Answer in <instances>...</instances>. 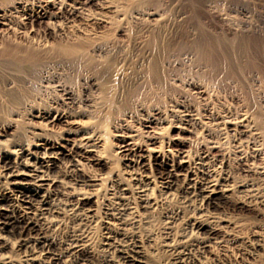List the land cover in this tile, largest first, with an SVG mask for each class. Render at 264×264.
I'll return each mask as SVG.
<instances>
[{
  "label": "bare ground",
  "instance_id": "bare-ground-1",
  "mask_svg": "<svg viewBox=\"0 0 264 264\" xmlns=\"http://www.w3.org/2000/svg\"><path fill=\"white\" fill-rule=\"evenodd\" d=\"M147 3L0 0V264H91L97 254L100 264L161 263L151 226L176 190L201 213L189 233L165 232V264H264V230L208 213L256 206L264 106L250 86L264 76V34L207 33L191 3L184 21L193 31L139 36L124 68L129 53L114 33L154 16ZM190 57L213 70L224 61L233 77L259 67L239 76L236 101L223 105L205 80L173 74ZM64 227L63 240L52 237Z\"/></svg>",
  "mask_w": 264,
  "mask_h": 264
},
{
  "label": "rangeland",
  "instance_id": "rangeland-1",
  "mask_svg": "<svg viewBox=\"0 0 264 264\" xmlns=\"http://www.w3.org/2000/svg\"><path fill=\"white\" fill-rule=\"evenodd\" d=\"M146 1L149 2L147 3L148 4L147 10L151 12L156 11L155 15L151 17L144 16L142 17V19L136 22H134V20H131L132 18L128 19L125 26L124 25H123L124 27L121 26L120 27L121 29L119 28L120 30L118 29V31L114 33L116 39L119 40V43L122 42V45L125 47V50L129 53V56L127 58L128 62L124 65V68H128L129 64H131L136 59V56L138 54V49H137L138 40L141 39L142 37L143 38L146 37L147 34L154 32L157 36L163 37V36H167L171 34H176L178 32H182L184 31L183 29L189 30L190 28V30L193 31L192 30L193 27L190 24H185V21L187 20L184 21V19L187 16V13L189 12V5H191V3L195 4L196 6L198 5V7L200 8L199 9V12H200L199 23L200 25L202 24L201 25L202 30H206L207 33L212 32L211 33L212 35H220V34H224L227 32L228 33L232 31L234 32V30L235 32L238 31L237 33H242L244 31L247 32L248 30L251 32L264 34V0H146ZM132 16H134V14ZM139 21H141V23H139ZM182 24L183 26H181ZM228 27H230L229 28L230 30L226 29ZM231 28H234V29H231ZM47 40L53 43L59 41L58 39H53L52 36L51 37L48 36ZM190 58H188L185 61L176 63L173 66L174 68V70L172 71L173 74L177 75L178 79L182 77L183 79L181 78L180 80H184L186 82L190 80H194V81H202L200 79L205 80L204 82L209 83L211 86H213V88H215V89L212 88L213 89L212 92L214 93L211 92L213 94L212 97L214 98L215 103L220 102V103H223V105L224 104L227 105L229 103H232V101L234 102L236 101V99L234 98V95H235V92H238L237 91L238 87H240L241 85L240 81H242V79L239 76L242 74L246 75V70L247 72H249V70L256 71L259 67L256 63H253V65L251 63L250 69L246 67L247 69L244 68L245 70L239 69L240 71L239 70L237 71V69L235 68L236 75L234 74L233 75L236 77H233V76H230L226 72L228 68L226 69V64H224V61L223 62L220 61V63L218 62L219 70H217V68L213 70L214 68L212 69L211 67H209V64H205L206 62L200 61L202 62L200 63L197 60L199 62V63L197 62L198 63V66H197V63L195 61L191 62L192 57ZM239 63L240 62H237L236 65H238ZM241 65L239 64V66ZM239 66H236V67H239ZM239 68H242V66ZM223 69L226 71H224ZM207 70L209 71L211 70L212 73ZM220 70L221 72L223 71L226 74L222 72L220 75ZM203 71L205 74L203 73ZM224 74L227 77H225ZM213 75L215 77H213ZM218 76L221 79H219ZM241 77L243 78V76ZM197 78L198 79L200 78V79L198 80ZM238 79L239 80L241 79V80L239 81ZM219 80L220 82H218ZM256 80L258 81L255 82L254 84H252L249 81L248 85L249 83L252 84V85L250 84L252 91L254 90L256 91V94L258 93L257 97H259L263 101L261 103H263L262 105L264 106V76L261 75V77L257 78ZM252 86H254V88ZM136 117L137 118H135V121H136L135 125L138 127L141 116H136ZM167 133L173 138H176L178 136L177 131L175 129L173 130L164 129L163 136L164 135L169 136ZM179 135L180 136L182 135V137H185V138L191 137L186 133H181ZM112 140L113 142H115L114 138H112ZM191 143H192L191 140L188 141L186 143V147L190 148L191 152H194L195 148H194L193 143H192L193 146L191 145ZM105 172L106 170L101 171L102 174ZM255 180L256 178H254V183L255 184L257 183V186L255 185L256 187H254L255 189L254 191H256L257 193L254 192L255 193L254 199L256 202V206L254 208L249 209V210L248 209H236L230 203L227 202L226 204L222 205V207L208 208L209 210L208 213L213 214V215L230 216L234 220H237L239 222L241 221L244 222L245 228L259 227L262 230H264V177H259L256 181ZM199 206L200 205L197 200H194L191 196L189 197V195L182 194L179 190L172 191L169 197L159 204L157 211L154 213L153 227L151 226L153 237H155L154 240L156 242V245H158L156 246V252H158L157 258H159L158 262H161L158 264H165V261L169 257V254H170L169 252L165 253V251L159 246V242H161L164 239L165 232H170L171 234L173 232V235H176V234L179 235L183 232L189 233L191 231L190 229H191V223L193 222V219L196 217V215L201 213V209H199L201 208V206L200 207ZM165 213H171L169 215L171 218L167 219V221L165 220L167 223L163 221L162 219V215ZM162 221L164 223H162ZM163 224H165L166 226ZM65 225L66 226L69 225V222L67 221ZM167 226L170 227L171 229H167ZM63 229H58L59 232L55 230L53 234L51 233L52 237L54 238L56 237L55 239L57 240L58 239L63 240L66 234L65 233L66 228L64 227ZM92 233L93 234L91 238L93 239H91V241L93 240L92 243L95 245V246L93 245V247H96L98 249V246L100 244L99 242L101 240L100 229H94ZM97 249L95 250L97 251ZM21 255H22L21 250L17 251L14 249L12 251V256L14 258L15 257L18 258ZM97 255L92 260L93 263L91 264H100L99 262H101L100 260L102 258L100 255H98L97 257Z\"/></svg>",
  "mask_w": 264,
  "mask_h": 264
}]
</instances>
